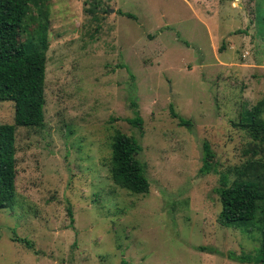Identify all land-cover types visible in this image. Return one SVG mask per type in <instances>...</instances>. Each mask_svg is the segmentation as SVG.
Masks as SVG:
<instances>
[{
  "label": "rangeland",
  "instance_id": "374dc122",
  "mask_svg": "<svg viewBox=\"0 0 264 264\" xmlns=\"http://www.w3.org/2000/svg\"><path fill=\"white\" fill-rule=\"evenodd\" d=\"M31 6L28 30L47 22L50 43L46 121L17 132V197L0 206V264H258L259 227L221 225L216 189L220 172L264 163L238 125L259 102L264 119V0ZM136 107L142 131L128 120ZM14 120L15 103L0 102V124ZM117 129L142 144L148 193L112 178ZM205 141L215 158L203 174Z\"/></svg>",
  "mask_w": 264,
  "mask_h": 264
},
{
  "label": "trees",
  "instance_id": "16d2710c",
  "mask_svg": "<svg viewBox=\"0 0 264 264\" xmlns=\"http://www.w3.org/2000/svg\"><path fill=\"white\" fill-rule=\"evenodd\" d=\"M38 0H0V102L15 103L13 123L0 124V206L13 207L17 197V132L20 127L42 129L45 126L46 68L49 38L47 22L40 21L33 31L28 30V17L32 4ZM29 32L26 40L21 38ZM136 106L137 104H133ZM262 102L240 122L252 139L250 152L255 156L264 150V119ZM129 122L143 130L144 119L138 107ZM173 116L180 124L192 126L193 122L173 109ZM142 144L133 134L120 129L113 135L111 175L114 182L133 193H148L151 182L147 164L141 160ZM204 165L201 173L214 169L215 152L208 141L203 146ZM234 174V178L231 175ZM264 163L251 160L242 167L220 172V184L216 192L222 209L221 225H257L261 232L258 264H264ZM70 216L73 215L69 209ZM245 261L244 258H240ZM126 264V263H125Z\"/></svg>",
  "mask_w": 264,
  "mask_h": 264
}]
</instances>
